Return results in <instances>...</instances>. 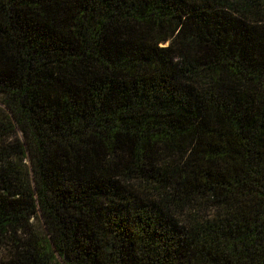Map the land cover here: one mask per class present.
<instances>
[{"label":"trees","instance_id":"1","mask_svg":"<svg viewBox=\"0 0 264 264\" xmlns=\"http://www.w3.org/2000/svg\"><path fill=\"white\" fill-rule=\"evenodd\" d=\"M0 264H264V0H0Z\"/></svg>","mask_w":264,"mask_h":264},{"label":"rangeland","instance_id":"2","mask_svg":"<svg viewBox=\"0 0 264 264\" xmlns=\"http://www.w3.org/2000/svg\"><path fill=\"white\" fill-rule=\"evenodd\" d=\"M0 109H2L1 104H0Z\"/></svg>","mask_w":264,"mask_h":264}]
</instances>
